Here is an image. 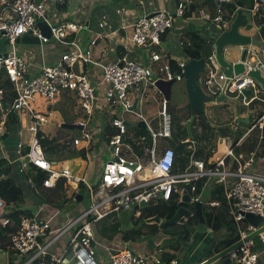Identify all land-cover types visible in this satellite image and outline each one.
<instances>
[{
    "label": "built area",
    "instance_id": "1",
    "mask_svg": "<svg viewBox=\"0 0 264 264\" xmlns=\"http://www.w3.org/2000/svg\"><path fill=\"white\" fill-rule=\"evenodd\" d=\"M197 0H179L175 15L182 17L186 6ZM217 3L213 16L200 13L199 17L211 21L218 31L226 24L223 20V7L220 3H233L234 0H212ZM65 0H0V37L11 46V52L0 55V109L5 101V90L1 85V76L13 86L15 97L6 110V115L13 112L19 118L20 129L17 132L19 142L16 148V156L19 163V173L27 177L28 184L33 188L31 177L27 172L34 167L42 171L45 177L41 179V188L44 191H54L62 187L65 199L75 201L76 195L83 190L80 209L77 213L55 210L52 216H42L45 209L38 208L31 217H21L15 223L3 217L5 202L0 198V227L5 228L14 225L15 232L10 235V249L15 251V262L20 264H61L65 255L76 249L74 257L77 264H96V236L101 235L107 225V219L118 215L120 211L134 208V214L140 215V208L155 203L158 200L169 201L173 195L181 201L184 194L190 198V203L205 201L199 196H194L196 182L203 178L214 177L216 185L222 187L223 198L207 202L209 207L218 208L225 204L226 213L232 218L238 232V241L247 238L255 231L264 227V175L257 172L253 165L259 158L255 152L249 156L237 153L236 148L243 139L254 129L260 133L264 130V98H259L258 87L261 85L256 79L249 76L252 71H259L264 79V50L257 46L249 45L241 47L246 49V56L240 62V54L237 61L242 63L244 70L241 74L226 77L220 68L215 55L213 42L211 53L204 59V72L198 77L199 86L210 90V95H223L232 97L236 105L240 103L244 107L260 105L261 111L257 114L253 123L238 136L235 137L234 147L225 150L223 155L213 162L205 163L199 159H191L187 168L181 173H175V152L172 148L158 150L159 138H170V114L166 101H162L158 114L161 126L159 132H152L141 112L139 111L141 97L147 85L154 88L152 80L153 63H160L162 57L159 52L153 51L147 60V64L128 60L123 57L117 62L96 63L92 59V47L96 45V39L90 41L88 47L79 44L75 37L83 30L84 23L67 21L53 24L47 19L48 7L61 5ZM251 9L252 24L255 21V12L259 3L264 0H254ZM44 21L50 28V39L42 37L36 26L37 22ZM102 27V24H100ZM130 42L138 48H158L160 38L173 27V17L169 13L158 12L152 17L141 16L132 23ZM260 28V29H259ZM256 28L260 41L264 44V38L259 36L261 27ZM37 37L41 43L49 40L69 47L53 64L44 65L35 75H28L27 60L18 54L15 45L24 36ZM71 38V39H70ZM123 61V65L118 63ZM92 65L99 69L102 82L106 84L103 97L109 109L115 112V117L110 120V129L101 125H94L95 106L97 101V87L90 75L82 67ZM79 66V70L75 68ZM185 63L178 65L179 72L172 73V67L164 64L160 71L165 74L166 80L175 79V82L183 81ZM2 79V80H3ZM249 90L250 94L244 96L242 91ZM66 92L71 94L78 103L81 112L77 125L82 127L80 137L69 138L66 144L77 151L85 152L87 169L96 155L103 156L102 147L99 146L98 154L95 153L101 137L103 144L109 148L110 156L103 163L100 180L91 184L83 174H75L70 168L57 166L48 161L41 147L39 133L49 136L42 128L53 124V113L49 111L60 95ZM138 95V97H137ZM209 95V96H210ZM235 95V96H231ZM135 100V109H132ZM260 102V103H257ZM122 109L121 114L116 109ZM133 113L145 124V129L150 130L151 144L142 148L143 155L147 157L145 165L140 163V158L132 153V147L125 142L127 129L124 117ZM236 119L233 129H238ZM239 123V122H238ZM5 121L0 122V144L5 132ZM92 124V125H91ZM145 138L139 137L138 144ZM193 143V142H192ZM191 143V144H192ZM97 149V148H96ZM127 154H132L130 157ZM48 193V192H47ZM144 206H141V203ZM251 213L261 217L257 227L251 226L244 215ZM110 220V219H109ZM163 220L160 219V223ZM245 223L243 228L240 224ZM132 228L120 226L118 234L124 235ZM123 237V236H122ZM123 239V238H122ZM121 239L120 247L106 249L107 264H146L147 256L127 247L124 239ZM258 240V243H256ZM234 242V243H236ZM233 243V244H234ZM73 248V249H72ZM264 251V231L255 238L248 240L237 249L231 251L227 257L230 264H260L259 252ZM48 259V263L45 262ZM9 259L7 261V264ZM160 264V261L156 262ZM175 262H172L174 264Z\"/></svg>",
    "mask_w": 264,
    "mask_h": 264
},
{
    "label": "crops",
    "instance_id": "2",
    "mask_svg": "<svg viewBox=\"0 0 264 264\" xmlns=\"http://www.w3.org/2000/svg\"><path fill=\"white\" fill-rule=\"evenodd\" d=\"M216 6H217V3L212 0H197L193 2L192 4L186 6V11H185L184 16L178 17L175 15V10L177 7L175 0H65V2L61 5L49 6L46 14H47V19L50 18L52 21L51 23L53 24H58V23L67 22V21H78V22L84 23L85 28L81 30L75 37L76 41L79 44H81L83 47H88L90 41L99 36L96 39V45L92 47V59L96 63L117 62L123 57H126L128 60L147 64L146 62L149 58V55L153 51L159 52V54L162 57V61L160 63L152 64V65H155V68L157 69V70H155V68L154 70L152 69V80H154L155 82L157 79L166 80L165 74L160 71L161 67L159 68V64L173 63L175 65L177 72L174 73L172 69V73L177 74L179 72V69L177 68L178 65L182 63L186 64L190 60L188 59V56L186 55V53L183 51L184 47L186 46L185 42H188V39H189L188 35H190L191 33H196L200 37L204 38L205 40H208V41L212 40V42H214L216 38L222 32L230 30L231 24L233 23L236 17V12L233 13L229 22H226V24H224V26L220 29L221 31H219L216 37H212V38L207 37L209 33V27L212 25L213 26L215 25L211 21L202 19L201 17H199V15L200 13H204L206 15L213 16L215 13ZM158 12L169 13L173 17V27L171 30H169L168 32H166L164 35L161 36L160 46L158 48L145 49V48H138L132 45L129 40L131 37V33H132V27H131L132 23L141 16H147L152 13H158ZM243 14L246 15V19H247L246 25L247 24L250 25V28L249 30H246L245 27H241L238 29V33L241 35H245V36L256 35L258 34L256 32V28L261 27V30H259V36L264 38V24L259 26L256 24L255 22L256 20L252 24L253 19H252L251 10H247V9L243 10ZM100 24H102V27H100ZM204 33L206 34L205 36L202 35ZM182 41L184 42L183 45H182ZM4 46H5L4 39L1 38L0 39V55L6 54L5 52L6 49L4 48ZM231 48H234V49H231ZM240 48L241 47L226 46L223 52L224 58L229 61H235V59L238 58L239 54L241 53ZM68 50H69V47L56 43L55 45H52L49 47L47 53H45V49H42V48L39 50L38 54L32 53V55L30 56V59H26L28 62L27 63L28 75L37 74L42 66L53 64L55 61L58 60L59 56L62 53L67 52ZM211 51H212V48H211ZM79 69H80L79 66L75 68V70H79ZM82 69L86 73H88L92 81L98 85L97 101H96V106H95V117H94L96 119L91 122L92 124L96 126L101 125L105 129H110V120L114 118L116 115H115V112L113 114V111L107 107L106 101L103 97L104 90L106 89V84L102 82L101 72L99 71L97 67L92 66V65H84ZM200 88H201V85H200ZM145 89H150L153 93L161 96V100L160 101L157 100L154 104V108L156 109V112L149 113L147 112L148 106L146 108L144 107L143 97L145 95ZM145 89H144V94L141 97V103H140L139 108H142V110L144 111L145 115H143V111L141 114L143 118L145 119V121L148 123L149 116H156L157 120H159L158 114L161 109V103L162 101H165V99L163 98L162 94L157 90L156 87L154 88L151 85H147ZM201 90L203 91L202 88ZM70 96L71 94L63 92L60 95V97L48 108L49 111L52 110L53 117L55 119L57 115L59 117L58 120H55V122L53 123V124H56V127H55L56 129L61 127V125L63 124V118L60 112L58 110H54V108L58 103L62 101L65 103L68 112L71 114V117L72 118L75 117L74 124H76L79 118L81 117V112L78 108V103L75 106H71L68 104L67 100L70 98ZM216 98H215V101L204 104V109L208 111L206 112L205 110V113H207L206 115L207 119L213 123L212 126H214V128L217 129L218 127H226L228 132H229L227 128L228 124L225 125L224 123H228L227 121L230 118V115H233L232 117L233 122L235 119L240 117L242 119L247 118L250 123L251 119L255 118L262 109L260 105H253L249 108L244 107L245 109L236 110L234 108V106H237L235 101L230 99L232 97H226L224 101H216ZM186 106L189 107L190 112L188 113L186 119H183V118L181 119V126L186 125V120H189V117L192 116V111L189 106V103H187ZM237 107H240L239 103ZM7 108L8 106L5 107L3 105L2 108L0 109V122L7 121L8 119V115H6ZM220 109H222L223 111H221ZM167 110H168V113L170 114L171 112V101L170 100L167 103ZM139 121L134 122V124L138 123ZM218 122L219 123L221 122V123L217 124ZM128 123H131V122H128ZM240 124L245 125L244 123H240ZM19 127H20V123H19ZM237 127L238 129H240V131H242V129L243 131L245 130V127L243 126L240 127L238 125ZM130 128H133V127H130ZM130 128H127V132ZM231 128L233 129V124L231 125ZM42 130L44 131L43 128ZM215 132L217 133L216 130ZM45 133H47V135L49 136L55 135V134L51 135L49 132H45ZM139 136L140 137L143 136L145 138L143 143L138 144V140H139L138 139L133 144V146L130 144L129 145L132 147V153L138 156L140 159H143L142 157L144 155L142 152V148L145 146H149L151 144V138L149 136V140H148V138L144 136L143 134H140ZM218 136H219V141L223 142V139H221L220 135ZM193 139L190 140L188 136V138H186V140L182 142L181 145H178V143L180 144L181 141H179L178 143L167 145L166 148H172L175 152L176 159H175L174 171L176 173L183 172L189 165L191 159H199V160L204 161V159L195 157L194 152L189 148V145H191V143L194 141ZM103 140H104L103 137H101L100 142L101 141L103 142ZM99 143L95 145L94 151L96 154H98L99 152V148H100ZM17 144H16V148H17ZM164 149H158V150L161 152ZM227 149L228 147L216 146L214 152H210L211 154L208 153L206 155L205 157L206 160L204 162L205 163L213 162L217 158L221 157L223 153L225 152V150ZM4 154L7 155L5 150L4 152L0 154V158H2ZM96 156L98 158H95V159L100 160L101 156L100 157L98 155ZM144 157L147 160V157L146 156ZM260 159L261 158H259L257 161L258 168H256V170L257 172L259 171L261 174H264V158L262 159L263 161ZM86 168H87V162L85 158V166L80 171V173L83 174ZM18 174H19V166L14 167L13 163H11L10 161L0 159V178L12 176L16 179V177L19 176ZM24 177L26 178V181H27V185H28L27 190L29 193L31 187L28 184L27 177L25 175ZM17 181L20 183L22 179H19ZM214 185H216V179L214 177L207 178L205 185L203 187V190L208 189V193H210ZM202 194L203 192L199 196L201 199H202L201 197ZM66 200H67L68 207H70L71 205H74L75 203H78L81 205V202H78L76 199L74 202L73 200L68 199V198H66ZM27 205L28 207L31 206L29 204ZM75 209L76 210L74 212L77 213L80 209H82V205L75 206ZM55 210H59V209L56 208ZM61 211H70V209L67 208L66 210H61ZM133 211H134V208L131 211L132 214L130 216L128 214H127L128 216L126 214H120L122 212L120 211L117 216L113 215L112 217L107 219L106 221L107 225H110L111 222H119L120 226H123V223H125L124 222L125 219H127V220H131L132 222H134L132 225V228H130L128 232L133 231V230L136 231L138 229V225L135 226V222L139 216L137 217L133 213ZM71 212L72 211H70V213ZM224 214H226V212H224ZM72 215H75V214H72ZM147 224H151V223H147ZM143 228L144 227L141 226V230ZM213 232H215V230L210 225L209 233H213ZM227 234L228 233L226 231V235ZM161 235L167 238L160 239L159 242H157L156 247H154V245L153 246L151 245L149 247L148 245H146L145 247L135 246L136 249L144 250L143 253H146L144 254L147 256L146 264H157L156 263L157 261H160L161 262L160 264H166L167 260L174 256H176V260H179L181 264H199L209 259L213 255L221 252L222 250H224L225 248L231 245L229 244L231 242L221 243L216 248H214L213 251H206V250L197 251L195 249V252H191L189 251V248L183 251L184 246L188 245L187 243H178L176 239L169 238L168 236L164 234H161ZM122 236L124 235L117 234L113 239H110L109 233L104 234V232H102L101 235L96 236V241H97L96 248H97V251L100 252V254L96 255V258H95L96 264H107L106 249L120 247ZM137 238H134L132 240H125L126 242H128L126 244L127 247L129 248L130 242L133 240H136ZM181 245H183V247H181ZM221 245L223 246L220 247ZM131 250L135 251L136 253H140L134 249H131ZM180 252H183V257L181 260L178 259V255ZM223 259L224 258L212 264H222ZM7 261H8V254H7ZM175 261H172V262H175ZM172 262L170 264H172ZM259 263L264 264V251L259 252Z\"/></svg>",
    "mask_w": 264,
    "mask_h": 264
},
{
    "label": "trees",
    "instance_id": "3",
    "mask_svg": "<svg viewBox=\"0 0 264 264\" xmlns=\"http://www.w3.org/2000/svg\"><path fill=\"white\" fill-rule=\"evenodd\" d=\"M254 0H234L233 3H227L223 7V20L229 22L234 12L237 9L242 10H251L254 6ZM255 22L257 25L261 26L264 24V4L259 3V8L254 14ZM188 42H185L186 46L183 51L188 56V59L199 60L207 57L213 45L212 40L208 41L200 37L196 33H191L188 35ZM184 42L182 41V45ZM206 55V56H205ZM122 58V56H121ZM1 85L5 90V101L4 106H9L14 97L15 93L13 92L12 84L3 79L1 80ZM212 98H216V95H210ZM54 110H58L63 118V123L65 124H74L71 114L68 112L65 103L62 101L58 103ZM196 117L205 119L204 113L196 114L191 123V132L192 126L194 125V120ZM19 118L18 116L11 112L8 115V119L5 124V132L8 133L10 127H18ZM19 128V127H18ZM214 128V127H213ZM187 129V128H186ZM216 130V128H214ZM69 129L59 127L54 137H47L42 133H39L38 138L41 144V147L44 152L45 158L55 163L56 165L70 168L75 174H78L75 170L79 168V172L85 166V153L75 150L73 147L66 144L69 138H78L80 137V131L77 134H69ZM218 134V133H217ZM219 135V134H218ZM193 136V135H192ZM188 138V133L181 140L180 144ZM7 139V138H6ZM5 139V140H6ZM100 146L103 145L101 141ZM231 148H233L235 143H231ZM236 152L242 153L245 156H249L251 153L255 152L257 158H261L264 154V130L260 133L258 130H252L241 142V144L236 148ZM20 174V173H19ZM27 176L31 177V182L33 188L30 189L29 193L20 187L16 180L12 176L1 177L0 178V198L5 202V213L3 217H6L15 223L21 217H31L33 216L34 209L46 205L51 209L66 210L68 208L67 200L63 195L62 187L59 186L56 190L52 191L54 198H52L50 193H47L41 188V179L45 177L44 172L37 171L32 167L28 172ZM206 178H203L196 182V191L193 193L194 196H200L203 192V187L205 185ZM209 195V201L220 200L223 198L222 187L214 185ZM31 205V208H28V205ZM178 196L173 195L169 201L158 200L155 203L146 205L140 208V215L135 222V226L138 225V229L135 231H130L124 234L122 237L124 240H132L134 238L141 236V226L148 227L152 232H160L169 238L176 239L178 243H188L190 241V228H195L197 226V219L195 216L191 215L186 220L180 219L179 223L173 226H169L160 230V225L158 223L147 224L146 221L153 217H158L163 221H168L174 217L178 207ZM205 205V204H204ZM203 205V206H204ZM209 206V205H208ZM211 208V207H209ZM212 213L210 216V222L213 219V228L215 231H223L226 235L227 224L228 222L225 219L224 212L226 211L225 204H221L218 208H211ZM203 217L205 219V209H203ZM135 211V210H134ZM190 211L193 212V205H190ZM141 225V226H139ZM211 225V224H210ZM209 225V226H210ZM120 227L119 222H111L110 225L104 226V234L109 233V238L113 239L118 234V229ZM15 232L14 225L7 226L5 228L0 227V250L5 251L8 254L9 262L8 264H20L21 262H15V251L11 250L9 237ZM238 240V237L235 236V240L229 244H233ZM258 243V242H256ZM228 244V245H229ZM178 246V245H177ZM178 249V248H176ZM176 260V256L171 257L167 260L166 264H170L172 261ZM38 260L35 264H39ZM45 262L48 263V259H45Z\"/></svg>",
    "mask_w": 264,
    "mask_h": 264
},
{
    "label": "rangeland",
    "instance_id": "4",
    "mask_svg": "<svg viewBox=\"0 0 264 264\" xmlns=\"http://www.w3.org/2000/svg\"><path fill=\"white\" fill-rule=\"evenodd\" d=\"M48 20L50 22H52L50 18H48ZM218 33H219V31L216 30V27L212 25L209 27V33H208L207 37L208 38L216 37L218 35ZM202 35L205 36L206 34L204 33ZM213 39H215V38H213ZM209 40H211V39H209ZM55 44L56 43H54V41L52 39L49 40V43H41L39 45H30V44H24V43L18 42L15 45V48H16V51L18 52L19 55H21L25 59H30V56L32 55V53L38 54L39 50L41 48L45 49V53H47L49 47L52 45H55ZM4 48L6 49V51H5L6 53L11 52V46L10 45H5ZM231 49H234V48H231ZM165 64L170 65L172 67L174 73L177 72L175 65L173 63H165ZM163 65H164V63L159 64V68L162 67ZM151 68L154 70L155 65H152ZM155 70H157V69L155 68ZM3 78H4V75L1 76V80ZM201 88L203 89L204 93L207 96L210 95V90L208 88H206L204 86H201ZM258 89H259V98L263 99L264 98V89L262 87H258ZM231 96H235V95H231ZM187 99L188 98H187V94H186L185 80H183L182 82H179V83H177V82L174 83L172 88H171V96H170V101H171V112H170L171 137L158 139V141H157L158 149H164L167 147V145L178 143L186 135V132H187L186 125L181 126V119L182 118L186 119L188 113L190 112L189 107L186 106L187 103H189V101H187ZM157 100L158 101L161 100L160 95L153 93L150 89H145V95L143 97V102H144L145 108L148 106L147 112H149V113L156 112V109L154 108V104ZM67 102L71 106H75L77 104V100L72 95L67 100ZM257 103H260V102H257ZM237 106H234V108L236 110L237 109H245L244 106H242L240 103H239L240 107H237ZM205 110L206 109H204V113H205ZM220 110L223 111L222 109H220ZM115 111L117 113L121 114L122 109L118 108ZM139 111L142 113V111H143L142 108H139ZM206 112H208V111L206 110ZM143 115H145L144 111H143ZM204 115H205V119L200 118V117H196V119L194 120V125L192 126V132H191L193 135L194 141L191 145H189V148L194 152L195 157H199L201 159H204V161H205L206 155L208 153L211 154L210 152H214L216 146H224V147H228V149H229V148H231L232 144L228 138H223V142L219 141V136L215 132V130L213 128L214 126H212L213 123L207 119V116H206L207 113H205ZM232 117H233V115H230V118L227 121L228 123H224V124L225 125L228 124L227 128H228L229 132L232 133L236 138H238V136H240L242 131H240V129L235 130V129L231 128V125L233 124V118ZM58 118L59 117L57 115L56 119L54 117L52 119L55 121V120H58ZM124 118L131 123L139 121V119L133 113L126 114ZM95 119L96 118H94L93 120H95ZM72 120L74 122L75 117ZM187 121L188 120H186V122ZM253 122H254V119H251V123H253ZM220 123L218 122L217 124H220ZM147 124L149 126V129L152 132H159L161 130V126H160L156 116H149ZM236 124H238L240 127L241 126H243L245 128L248 127V125H242L238 122H236ZM18 127H10L8 130L9 132L7 133L8 134L7 139L2 141L1 145H0V148H1L0 154L2 152H4V150L7 153V155L4 154L3 157L0 159L10 161L11 163H13L14 167L19 166L18 159H17L16 153H15L16 144L19 142V137L17 135V132L19 131L20 127L19 128ZM55 127H56V124H49L47 126H44L43 129L45 132H49L51 135H53V134H56V131L58 130ZM150 130L139 129L137 127L130 128L127 132V135H125V140H126V142H128V144H130L132 146L139 139L140 134H143L149 140ZM69 131H70L69 134L73 135V134L79 133L80 130L72 129ZM102 151H103V153H102L103 156L100 157V160L92 158L93 162L91 163V166L88 169L86 168L84 171V172H86V174H85L86 178L89 179V182L91 184H95L96 182H98L100 180L103 163L107 162L109 160L110 152H109V148L107 147L106 144L102 145ZM127 156L130 157L131 154H129V155L127 154ZM142 158L143 159H140V163L145 165L147 163V160L144 156ZM263 158H264V154L260 160H262ZM257 163L258 162H256L253 165V168H258ZM75 171L77 173L81 174L79 172V168H77V170H75ZM177 172H179V171H177ZM18 175L19 176H17L16 179L14 177L13 178L16 180L17 184L20 187H22L26 191V193H28V190H27L28 185H27L26 178L24 177V175H21V174H18ZM19 179H22V181L20 183L17 181ZM47 192L51 194L52 198H54L52 191H47ZM201 197L205 201V205L203 206V209H205V211H206L205 212L206 221L204 222V225H203V228L201 231H196V228H190L189 229L190 242L187 243L188 245L184 246V249L182 248L183 251L187 248H189V251H191V252H195V249L197 251H199V250L200 251L201 250L213 251L214 248H216L221 243H229V242L234 241L235 240L234 236L238 235V232L236 231L235 224L232 223V218L227 213L225 214V219L228 222V224H227V229H228L227 233L228 234L225 235L223 233V231H215L213 233H209V225L211 224V226L213 227V219L210 222V216L212 213L211 212L212 209L209 208V206L207 204V202L209 201L208 189L203 190V194ZM190 205H193V203H190ZM75 206H81V205L78 203H75L74 205H71L70 207H68V209H70V211L74 212L76 210ZM40 207H43L45 209V212H44V214H42V216H52L55 212V209H51L46 205H41V206L35 208L34 212ZM28 208H31V207H28ZM59 211L62 213H65V211H61V210H59ZM131 211H132V208H129L127 210H123L120 214H126V215L128 214L130 216L132 214ZM133 213H134V211H133ZM124 222L125 223H123V227H129L130 225H133V223H134L131 220H127V219H125ZM239 226H240V228H243V226H245V223H241ZM161 234L162 233H160V232H152V230L150 228L144 227L141 230V236L139 238H137L136 240L131 241L129 244V248L134 249V250L140 252L141 254H146V253H143L144 250L136 249L135 246L145 247L146 245H148V247H149L151 245L152 246L154 245V247H156L157 242H159L160 239L167 238ZM256 242H258V240H256ZM222 246L223 245H221L220 247H222ZM181 247H183V245H181ZM96 254H100V252L97 251V248H96ZM182 257H183V252H180L178 255V259L181 260Z\"/></svg>",
    "mask_w": 264,
    "mask_h": 264
},
{
    "label": "water",
    "instance_id": "5",
    "mask_svg": "<svg viewBox=\"0 0 264 264\" xmlns=\"http://www.w3.org/2000/svg\"><path fill=\"white\" fill-rule=\"evenodd\" d=\"M179 0H175L176 5L178 4ZM221 7H224V3H220ZM155 13H152L150 15H147V18H150L154 15ZM174 16V15H173ZM247 19L246 15L243 14L242 9H237L236 10V17L231 24V28L229 31H224L222 32L214 41L215 45V55H216V60L222 69V72L226 77H230L232 73L234 75L241 74L244 70V67L242 65L245 56H246V49L243 48L241 53H240V62L237 61V58L235 61H229L224 58L223 52L226 46H232V47H246L249 45H254L259 47L260 49L264 50V44L260 41L258 35H241L238 33V29L241 27H245L246 30H249L250 25H246ZM37 28L40 31V34L42 37H45L47 39H50V28L48 24L44 21L37 22L36 23ZM18 42L24 43V44H30V45H39L40 41L37 37L34 36H28L24 35L22 36ZM8 42L4 40V45H7ZM119 66L123 65V61H120L118 63ZM204 71V59H199V60H189L184 67V74L183 78L185 80V88H186V94L187 98L189 101V106L192 111V116L189 118V120L186 122V128H187V133L189 136V139L192 140L193 136L191 133V123L194 119V116L196 114H202L204 112V104H207L209 102L215 101V98L207 96L200 88L198 84V77L201 73ZM249 76L252 78L256 79L258 82L261 83L262 86H264V79L260 77L259 71H252L249 73ZM175 83V79H170V80H162V79H157L155 81V86L157 90L162 94L163 98L165 99L166 103L169 102L170 100V94H171V87ZM244 96H248L250 94L249 90H244L242 91ZM226 97L223 95L219 96L216 98V101H224ZM136 100L134 102V105L132 109H135L136 105ZM237 122L239 123H244L245 125L249 124V120L247 118L242 119V118H237ZM125 128H130V127H138L140 129H145V125L142 121H139L138 123H128L124 122ZM62 128L65 129H78L82 130V127L77 125V124H65L63 123L61 125ZM217 133L220 135L221 139L223 138H228L231 143L234 142L235 136L228 132L226 127H218L216 129ZM8 137L7 133H4L1 137L2 141H4ZM82 195H83V190H80L79 193L76 195L75 199L80 202L82 200ZM145 204L142 202L141 206H144ZM178 210L174 217L168 221H163L160 223V219L158 217H153L151 219H148L146 223H160V230H163L166 227L173 226L179 223L180 219H187L191 215L195 216L197 219V226H196V231H201L204 225V217H203V210H202V203L201 202H195L193 203V208L194 211H190V198L187 194H184L182 197L181 201L178 202L177 204ZM246 221L253 227H257L259 222L262 220L261 217L257 215H253L251 213H246L244 215ZM262 231H264V227L255 231L251 235H249L247 238L240 240L229 247L225 248L221 252L213 255L209 259L199 263V264H212L222 258V264H230V259L227 257V255L237 249L239 246L244 244L250 239L255 238L258 234H260ZM76 249L73 251L68 252L62 263L61 264H77V260L74 257ZM0 264H7V253L0 250ZM174 264H181L179 260H176Z\"/></svg>",
    "mask_w": 264,
    "mask_h": 264
},
{
    "label": "bare ground",
    "instance_id": "6",
    "mask_svg": "<svg viewBox=\"0 0 264 264\" xmlns=\"http://www.w3.org/2000/svg\"><path fill=\"white\" fill-rule=\"evenodd\" d=\"M242 131H243V129H242Z\"/></svg>",
    "mask_w": 264,
    "mask_h": 264
}]
</instances>
